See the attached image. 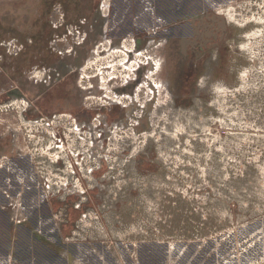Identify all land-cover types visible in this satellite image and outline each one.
I'll list each match as a JSON object with an SVG mask.
<instances>
[{
    "label": "rangeland",
    "instance_id": "1",
    "mask_svg": "<svg viewBox=\"0 0 264 264\" xmlns=\"http://www.w3.org/2000/svg\"><path fill=\"white\" fill-rule=\"evenodd\" d=\"M56 2L47 1L43 16V0H0V115L9 113L15 127L20 128V120L37 136L50 120L25 121L28 101L7 97L17 94L14 90L30 97L53 94L48 90L52 81H41L48 72L37 64H60L65 74L70 70L75 24L67 14L68 23L56 27L63 22L60 3L51 17ZM232 5H240L230 16L237 19L234 10L244 14L239 27L246 26L247 37L241 43L238 85L216 86L208 93L219 111L203 98L192 108H173L167 72L150 61L159 67L162 54L155 56L151 46L134 53L127 68L113 71L125 75L113 80L129 86L132 72L143 66L133 94L107 92L122 102L107 110L102 131L89 117L78 122L71 116L73 84L64 75L61 103L70 109L50 126L61 128L70 151L67 156L65 150L64 160L72 166L64 164L63 194L57 198L64 218L70 214V241H101L100 258L123 264H241L264 258V0ZM128 37L121 40L124 52L92 53L99 65L112 57L114 68V57L116 63L128 59L134 45ZM103 79L106 84L108 75ZM136 97L139 103L132 104ZM51 99L35 107L46 109ZM95 121L97 126L99 118ZM19 204L9 209L12 215ZM0 258H9L1 246Z\"/></svg>",
    "mask_w": 264,
    "mask_h": 264
},
{
    "label": "flooded vegetation",
    "instance_id": "2",
    "mask_svg": "<svg viewBox=\"0 0 264 264\" xmlns=\"http://www.w3.org/2000/svg\"><path fill=\"white\" fill-rule=\"evenodd\" d=\"M238 1L76 0L71 19L75 24L74 31L69 32L74 39L71 52L73 64L68 73L65 74L60 64H37L35 68L48 72V77L41 81H52L48 90L53 94L30 97L14 90L17 94L7 97V100L20 98L28 101L27 108L22 112L25 121L31 117L50 120L43 124L46 132L38 137L30 134L34 130L26 128L17 117L19 129L15 127V120L7 116L9 113L0 115V246L9 258H73L76 264H104L108 261L106 258L111 260L110 256L100 258L101 252H105L101 241L96 245L95 241H70L67 232L70 214L66 215L67 219L64 218L62 203L57 200L63 194L64 164L68 168L72 166L64 160L68 147L65 148L61 128L50 126L56 121L53 118L63 116L64 110L70 109H64L61 103L63 82L67 77L64 75H69L73 84L71 116L78 122L84 116L89 117L91 125L102 131L103 123L106 125L109 117L107 110L112 106L119 107L122 102V99L113 98L107 92L115 96L125 92L133 94L136 86L141 84L143 66L138 65L132 72L134 77L130 78L132 84L129 86L127 80V84L113 80L114 77L122 79L124 75L121 71L113 74V71L127 68L134 53L145 48L148 50L151 46L155 56L158 52L162 54L159 56V67L155 66L152 58L150 61L156 70L167 72L168 102L173 108H192L203 98L208 106L218 110V105L209 100L211 96L208 93L216 86H237L240 63L244 57L240 49L247 37L246 26L242 30L239 27V19L244 14L235 11L240 5H232ZM47 7V0H43V16L47 14ZM57 8L56 2L50 10L51 17ZM231 9H235L237 19L232 20ZM60 10L63 22L56 25L58 28L66 25L65 15L69 13L63 5H60ZM248 27L250 29V25ZM128 36L134 39L128 59L116 63L114 57L113 64H118L114 68L109 63L112 57L107 64L99 65V59L92 53H103L106 57L109 50L122 52L124 43L121 40L125 38L123 42L127 41ZM150 61L146 64L149 65ZM106 75L109 79L103 84V76ZM49 99L52 100L51 106L46 109L39 111L35 107V102L41 103L42 107V103L49 102ZM132 101L139 103V98ZM13 103L11 101L9 106L14 107ZM92 151L95 156L94 145ZM68 153L70 151L66 150L67 156ZM72 171L76 173L75 169ZM18 203L19 212L12 215L9 209L16 210Z\"/></svg>",
    "mask_w": 264,
    "mask_h": 264
},
{
    "label": "crops",
    "instance_id": "3",
    "mask_svg": "<svg viewBox=\"0 0 264 264\" xmlns=\"http://www.w3.org/2000/svg\"><path fill=\"white\" fill-rule=\"evenodd\" d=\"M12 262L16 264H76L73 258H56L54 260L50 258H13ZM0 264H11V258H0ZM104 264H123V262L116 263L109 260Z\"/></svg>",
    "mask_w": 264,
    "mask_h": 264
},
{
    "label": "trees",
    "instance_id": "4",
    "mask_svg": "<svg viewBox=\"0 0 264 264\" xmlns=\"http://www.w3.org/2000/svg\"><path fill=\"white\" fill-rule=\"evenodd\" d=\"M48 1V0H47ZM57 3H60V5H63L64 10H66L68 15L70 14L71 18H68L70 21L73 17L74 7L75 4H77L76 0H57ZM66 3V4H65ZM70 7V8H69ZM68 23V22H67ZM47 31V28H46ZM58 31H63L62 29H59ZM65 34V33H64ZM37 36V35H36ZM34 44V43H33ZM29 47V46H28ZM32 47V46H31ZM52 54V53H51Z\"/></svg>",
    "mask_w": 264,
    "mask_h": 264
},
{
    "label": "built area",
    "instance_id": "5",
    "mask_svg": "<svg viewBox=\"0 0 264 264\" xmlns=\"http://www.w3.org/2000/svg\"><path fill=\"white\" fill-rule=\"evenodd\" d=\"M243 264H264V258H251V262Z\"/></svg>",
    "mask_w": 264,
    "mask_h": 264
},
{
    "label": "bare ground",
    "instance_id": "6",
    "mask_svg": "<svg viewBox=\"0 0 264 264\" xmlns=\"http://www.w3.org/2000/svg\"><path fill=\"white\" fill-rule=\"evenodd\" d=\"M241 264H243V263H241Z\"/></svg>",
    "mask_w": 264,
    "mask_h": 264
}]
</instances>
